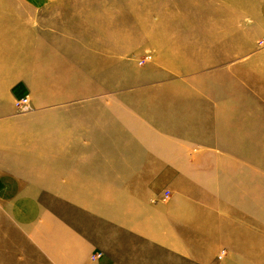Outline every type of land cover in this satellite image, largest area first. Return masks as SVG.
<instances>
[{
    "label": "crops",
    "instance_id": "1",
    "mask_svg": "<svg viewBox=\"0 0 264 264\" xmlns=\"http://www.w3.org/2000/svg\"><path fill=\"white\" fill-rule=\"evenodd\" d=\"M71 1L81 11L35 3L0 14V264L262 258L254 158L264 48L170 46L139 67L150 31L139 46L121 40L117 12L83 10L112 0ZM215 3L230 19L253 18L239 33H264V0ZM233 52L240 72L233 62L223 75L207 68Z\"/></svg>",
    "mask_w": 264,
    "mask_h": 264
},
{
    "label": "rangeland",
    "instance_id": "2",
    "mask_svg": "<svg viewBox=\"0 0 264 264\" xmlns=\"http://www.w3.org/2000/svg\"><path fill=\"white\" fill-rule=\"evenodd\" d=\"M211 1H214V3L212 4ZM215 2L216 0H114V2L112 0L108 7L105 6L103 8L102 6L91 5L85 6L83 10L84 13L92 14H104V12L109 11L112 13L117 12V19L119 20L118 33L121 34V40L135 36L134 39H136L137 46L142 45V39H145L144 35L150 31L149 33L154 37L152 39L153 44L147 48L137 47L136 56L133 58V61L139 67L151 61L154 58L156 50L170 46L210 45L211 43L225 44L228 42L238 44L240 42H247V45L249 44L250 47L253 45L256 49L264 48V43L259 41V38L264 33L256 36L254 40L245 34L246 30L247 33L250 32L249 28H251L253 18L247 16V18L240 20L230 19L227 13L228 10L225 9L223 11V5ZM35 3L38 4V7H40L39 4L44 3L62 6L63 12L66 14H74L81 11L77 3H73L71 0H0V14H5L6 17L13 16L15 11L29 10L30 4ZM230 11L232 12V10ZM239 27L245 31L244 34L239 33ZM126 30L134 31L135 35L132 33L130 35L126 34ZM180 30L189 32L188 39L176 40V32ZM190 31L195 32L191 35L193 32ZM230 34L232 38L228 36ZM147 54L150 57H145ZM241 54L242 52L217 53L215 54L217 58L211 60L212 63L207 64V68H213L219 75H223L226 67L230 66L233 62L235 73L237 71L240 72ZM262 131L264 132V130ZM256 134L257 131L255 132ZM255 142H263L255 147L256 153L254 158L260 210V241L255 242L254 249L261 253L262 258H247L246 260L237 261L242 264H264V138H256ZM233 250L242 252L240 249L237 250L236 245L230 246L229 253Z\"/></svg>",
    "mask_w": 264,
    "mask_h": 264
},
{
    "label": "built area",
    "instance_id": "3",
    "mask_svg": "<svg viewBox=\"0 0 264 264\" xmlns=\"http://www.w3.org/2000/svg\"><path fill=\"white\" fill-rule=\"evenodd\" d=\"M259 41L261 43H264V35H262L259 38ZM145 57H150V55L147 54ZM28 101H29V98L27 96H22L20 98H17L16 106H18L20 109L25 108V107H27ZM168 195H169V191L166 190L164 192V197H167ZM224 253H225V249L222 248L221 251L219 252L218 256L222 257V255H224ZM98 255H100V252H97L96 254L91 255V257L94 258V257H97Z\"/></svg>",
    "mask_w": 264,
    "mask_h": 264
}]
</instances>
